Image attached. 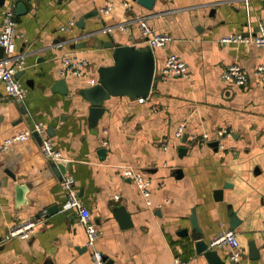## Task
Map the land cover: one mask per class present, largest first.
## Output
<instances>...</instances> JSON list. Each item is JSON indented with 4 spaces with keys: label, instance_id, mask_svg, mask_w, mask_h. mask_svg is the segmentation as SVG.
Returning <instances> with one entry per match:
<instances>
[{
    "label": "crops",
    "instance_id": "obj_1",
    "mask_svg": "<svg viewBox=\"0 0 264 264\" xmlns=\"http://www.w3.org/2000/svg\"><path fill=\"white\" fill-rule=\"evenodd\" d=\"M8 2L0 0V29ZM20 2L15 41L25 57L18 78L27 96L10 97L0 79V145L43 123L41 141L50 138L62 152L60 159L68 162L69 174L103 231L96 247L112 264H173L177 257L186 264H210L197 251L191 215L196 213L209 243L230 228V206L241 220L235 229L240 264H264V81L254 73L264 64V46L221 40L249 27L258 30L264 24V0H250L249 8L244 0H154L151 7L137 0ZM140 19L172 36L165 46L153 48L152 90L144 102L111 96L93 123L92 103L81 90L97 82L101 66L114 63L108 41L148 47ZM107 26L112 29L104 31ZM170 53L187 62V76L160 75ZM68 54L88 60L82 76L65 70L62 57ZM234 63L249 71L246 86L224 80V69ZM181 123L185 129L179 137ZM220 128L232 132L221 142ZM205 132L210 136L206 141ZM41 141L34 135L0 153V264H93L85 227L74 211L59 210L66 197L65 176L51 169L54 159L43 153ZM182 146L187 150L181 152ZM126 167L150 180L151 205L124 175ZM26 183L32 186L19 192L17 187ZM217 189L223 190L222 199L215 197ZM118 208L130 215L129 226L116 217ZM29 219L38 221L30 238H5ZM214 249L231 260L228 244Z\"/></svg>",
    "mask_w": 264,
    "mask_h": 264
},
{
    "label": "built area",
    "instance_id": "obj_2",
    "mask_svg": "<svg viewBox=\"0 0 264 264\" xmlns=\"http://www.w3.org/2000/svg\"><path fill=\"white\" fill-rule=\"evenodd\" d=\"M20 0H9L3 12V20L0 29V46L3 47L4 53L0 57V79L6 84L7 92L10 97L14 99H25L27 96V89L21 83L17 77L19 70L24 68V54L18 53L16 50V35H17V21H16V8ZM245 5L249 8L250 0H244ZM111 6L103 8L102 11H109ZM75 22L71 21L70 25ZM139 25L141 27V33L144 38V42L150 48L165 46L171 41L172 36L167 33H158L150 25L147 19H140ZM62 29H67V26H62ZM112 28L107 26L104 31H110ZM226 43H253L258 46H264V24L259 25L258 30H254L249 27L246 32L229 33L221 39ZM62 63L65 70L71 73L82 76L85 68L88 65L86 58H81L77 55L68 54L62 57ZM163 78L170 76H187L189 73V66L187 62L177 53H170L165 60V63L159 71ZM254 73L260 78V83L264 81V64L259 65ZM223 78L226 82L235 84L237 86H246L249 82L250 73L243 66L238 63L227 66L223 71ZM147 97H138L139 102H144ZM185 123H181L176 131V135L181 137L184 133ZM44 130L42 122H36L32 127L25 128L18 131L8 137H6L0 145V153L8 150L13 144L17 142L27 141L34 137L35 133L41 134ZM219 141L226 136H231L232 132L227 128H220L217 131ZM210 138L208 133L202 134L204 141ZM103 142L108 144V140L104 139ZM41 150L43 153L51 158L58 159L62 157V152L54 147V143L50 138H44L41 141ZM124 175L132 179L140 193L145 197L148 205L152 204L151 200V182L146 178L142 171L135 170L132 167H126L124 169ZM63 188L66 192V197L61 203L59 210L67 213L74 211L77 216L79 224L85 227L88 235L86 246L92 248V260L93 264H107V259L102 250L96 247L97 239L103 234V231L97 226V223L93 220L91 211L82 199L79 189L76 184V179L73 174H68L63 178ZM115 198L119 199L120 194L116 193ZM47 209L43 211V215L46 216ZM38 221L36 219H29L22 223H18L13 226L6 234L5 238L19 236L23 239L30 238L35 232ZM264 233V228H263ZM228 244L233 249L231 253V259L234 262H239L241 258L240 243L234 229L228 228L222 232L217 238L209 242L210 247L222 246ZM173 264H186L178 257L174 259Z\"/></svg>",
    "mask_w": 264,
    "mask_h": 264
},
{
    "label": "water",
    "instance_id": "obj_3",
    "mask_svg": "<svg viewBox=\"0 0 264 264\" xmlns=\"http://www.w3.org/2000/svg\"><path fill=\"white\" fill-rule=\"evenodd\" d=\"M147 7L153 5L154 0H137ZM24 6L22 2L18 3V13ZM106 46L113 47L114 63L111 65H103L99 68V78L96 83L85 87L81 90L82 95L92 103L90 107V119L93 123L97 122L100 115L105 111L103 103L111 96L128 95L133 98L140 96L148 97L154 83L156 72V58L154 50L150 47L140 48L136 45L115 44L113 41H108ZM4 49L0 46V57L3 55ZM17 77L19 74H16ZM63 85L60 82L59 85ZM67 91V90H66ZM35 137L41 141V136L35 133ZM187 136L184 137L186 139ZM212 145L218 146L219 142L214 141ZM187 148L182 146L180 151H186ZM102 148L100 152H104ZM51 169L60 176L69 174V164L64 159H55L51 164ZM32 186V183H26L17 187L19 192L24 191L25 188ZM225 186H228L226 183ZM223 190H215V197L222 199ZM119 212V213H118ZM119 214V215H118ZM115 215L121 223L125 226L131 224V217L125 212L124 208H118ZM230 228L236 229L241 220L233 210L229 207ZM191 224L195 230L193 238L196 240V248L199 253H204L210 264H240L234 262L232 259L228 262L223 259L217 252V249L210 247L209 243L203 240V233L199 227L196 213L193 211L191 215ZM187 233V230H184ZM1 240V239H0ZM251 253L253 257L258 255L257 248L254 242H251ZM107 264H112V260L107 257Z\"/></svg>",
    "mask_w": 264,
    "mask_h": 264
}]
</instances>
